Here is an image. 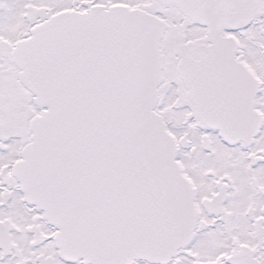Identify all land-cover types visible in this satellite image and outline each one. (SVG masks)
<instances>
[{
	"label": "snow or ice",
	"instance_id": "obj_1",
	"mask_svg": "<svg viewBox=\"0 0 264 264\" xmlns=\"http://www.w3.org/2000/svg\"><path fill=\"white\" fill-rule=\"evenodd\" d=\"M0 264H264V0H0Z\"/></svg>",
	"mask_w": 264,
	"mask_h": 264
}]
</instances>
